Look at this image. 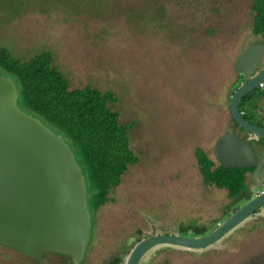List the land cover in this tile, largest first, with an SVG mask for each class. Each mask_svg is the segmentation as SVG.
<instances>
[{"label": "rangeland", "instance_id": "1", "mask_svg": "<svg viewBox=\"0 0 264 264\" xmlns=\"http://www.w3.org/2000/svg\"><path fill=\"white\" fill-rule=\"evenodd\" d=\"M251 1L0 0V47L20 60L49 52L70 89L113 93L119 122H133L129 148L138 160L99 211L86 199L90 237L79 264L111 256L124 264L133 242L153 235L198 237L232 206L226 191L202 184L194 151L214 159L215 140L232 129L227 101L241 80L234 60L264 41L251 34ZM254 91L264 97V88ZM242 107L261 120L260 108ZM186 250L157 245L140 262L154 254V264L264 258V205L214 244ZM0 264L33 262L0 246Z\"/></svg>", "mask_w": 264, "mask_h": 264}, {"label": "water", "instance_id": "2", "mask_svg": "<svg viewBox=\"0 0 264 264\" xmlns=\"http://www.w3.org/2000/svg\"><path fill=\"white\" fill-rule=\"evenodd\" d=\"M264 45L251 44L235 58L239 84L228 101L236 127L264 144V129L249 123L238 110L240 100L264 83ZM13 80L0 75V246L43 264V253L68 257L79 264L90 237L84 178L70 148L38 120L20 111ZM261 108L264 111V100ZM224 169L252 168L250 181L260 186L262 158L248 140L226 131L212 149ZM264 205V191L239 206L211 232L201 237L160 234L140 239L124 264H138L157 245L204 249Z\"/></svg>", "mask_w": 264, "mask_h": 264}, {"label": "trees", "instance_id": "3", "mask_svg": "<svg viewBox=\"0 0 264 264\" xmlns=\"http://www.w3.org/2000/svg\"><path fill=\"white\" fill-rule=\"evenodd\" d=\"M250 10L251 34L264 36V0H252ZM0 75L13 80L18 109L38 120L70 148L84 178L86 199H91L92 207L97 210L105 204L127 167L138 160L129 148L128 134L133 122H119L118 113L112 108L117 101L115 95L91 86L70 89L68 80L52 65L49 52L20 60L0 47ZM239 84L235 82L229 98ZM254 95L261 94L253 91L238 104L242 118L249 123L250 117L242 106ZM230 121L232 130L237 129L238 135L244 133L231 118ZM194 158L202 184L226 191L227 198L233 200L230 209L218 221L197 234L201 237L249 200L247 174L251 169H224L199 148L195 149ZM139 240L133 242L127 253Z\"/></svg>", "mask_w": 264, "mask_h": 264}, {"label": "flooded vegetation", "instance_id": "4", "mask_svg": "<svg viewBox=\"0 0 264 264\" xmlns=\"http://www.w3.org/2000/svg\"><path fill=\"white\" fill-rule=\"evenodd\" d=\"M253 44H262V45H264V41L263 42H257V43H253ZM243 50V49H242ZM241 50V51H242ZM240 51V52H241ZM239 52V53H240ZM238 53V54H239ZM263 57H264V53H263ZM238 79H239V77H238ZM241 79V78H240ZM243 82V80L241 79L240 81H239V83L241 84ZM255 96V95H254ZM254 96H252L251 98H253V100H255V101H259L258 103H260L259 104V106L258 107H256V108H260V118H261V120L260 121H258V122H252V121H250L251 122V124H253V125H256V126H259V127H261V128H263L264 129V111L262 110V108H261V104H262V101L264 100V97L263 96H259L257 99H255L254 98ZM252 99H250L249 101H251ZM255 103V105H256V103L257 102H254ZM258 105V104H257ZM236 131L237 132V134H238V130L237 129H231V131ZM230 131V132H231ZM238 136H240L241 138H243V139H246V140H248V142H249V144H250V147H251V149L254 151V152H256L257 154H259L260 156H261V158H262V169H261V171H260V178H259V181H260V186L256 189V188H254L253 186H252V183H251V181H250V174H251V172H252V168H250L251 169V171L247 174V185H248V194L250 195V198H252L253 196H255L256 194H258V193H260L261 191H264V144L262 143V141H260L259 139H254L253 137H251V136H249V135H247L245 132L244 133H240V135H238ZM249 198V199H250ZM106 204V203H105ZM105 204H103V205H105ZM102 205V206H103ZM102 206H100L99 208H98V210L97 211H99V209L102 207ZM87 210H88V208H87ZM88 212H89V210H88ZM255 213V212H254ZM89 216H90V226H91V214H90V212H89ZM96 218H97V215H96ZM98 219V218H97ZM209 232H211V231H209ZM209 232H207V233H209ZM142 239V238H141ZM134 246V245H133ZM166 250V248H164V249H161V250H159L158 252H162V251H165ZM11 251V250H10ZM187 251V250H186ZM13 252V251H12ZM17 253V252H16ZM187 253H189L190 255H192L193 257H191V259L193 258V259H195L194 258V253H192V252H187ZM20 254V253H19ZM22 255V254H21ZM57 254H53V253H43V255H42V261H43V264H55L56 263V259L54 258V256H56ZM24 256V255H23ZM57 256H59V255H57ZM155 254L154 255H152V256H150V257H148V258H145V261H142V263L140 262V260H139V262H138V264H154L153 263V261L155 260ZM26 259H28L26 256H24ZM63 258H65L63 261V264H71V262H70V259L68 258V257H65V256H62ZM86 257H87V254H86V252L84 253V257H83V259H82V261L85 259V261H86ZM28 260H30V259H28ZM30 261H32V260H30ZM81 261V262H82ZM122 261V257H114V256H111V257H109V259H108V261H106V259H105V261H103V262H101V263H96V264H120V262ZM33 262V261H32ZM80 263V262H79ZM231 264H264V258H262V257H248V258H246V257H244V258H241V259H238V260H236V261H233V262H230ZM230 263H228V264H230ZM33 264H35L34 262H33ZM162 264H166V263H164V261H163V263Z\"/></svg>", "mask_w": 264, "mask_h": 264}, {"label": "crops", "instance_id": "5", "mask_svg": "<svg viewBox=\"0 0 264 264\" xmlns=\"http://www.w3.org/2000/svg\"><path fill=\"white\" fill-rule=\"evenodd\" d=\"M261 88H264V86L262 85V87H261ZM255 96H256V95H255ZM255 96H254V98H255V99H256V97H257V98L259 97V96H256V97H255ZM251 99H252L251 101H248V102H250V103H251V107H252V108H256V107H258V106H259V104H260V103H258L259 101H255V100H253V98H251ZM254 102H257V103H256V105H255V103H254ZM257 104H258V105H257ZM243 112H244V110H243ZM244 113H245V112H244Z\"/></svg>", "mask_w": 264, "mask_h": 264}, {"label": "built area", "instance_id": "6", "mask_svg": "<svg viewBox=\"0 0 264 264\" xmlns=\"http://www.w3.org/2000/svg\"><path fill=\"white\" fill-rule=\"evenodd\" d=\"M261 87H262V84H259V85H258V88H261Z\"/></svg>", "mask_w": 264, "mask_h": 264}]
</instances>
